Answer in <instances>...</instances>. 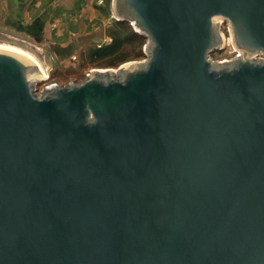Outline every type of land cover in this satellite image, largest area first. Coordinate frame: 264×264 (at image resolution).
<instances>
[{"label": "water", "instance_id": "obj_1", "mask_svg": "<svg viewBox=\"0 0 264 264\" xmlns=\"http://www.w3.org/2000/svg\"><path fill=\"white\" fill-rule=\"evenodd\" d=\"M114 8L144 68L38 98L0 50V264H264V0ZM219 18L243 58L209 60Z\"/></svg>", "mask_w": 264, "mask_h": 264}, {"label": "rangeland", "instance_id": "obj_2", "mask_svg": "<svg viewBox=\"0 0 264 264\" xmlns=\"http://www.w3.org/2000/svg\"><path fill=\"white\" fill-rule=\"evenodd\" d=\"M104 2V3H103ZM103 4V5H102ZM104 6V12L106 17H111L110 21V37L99 44L98 46L88 47V49L83 50L81 55H77V59L64 60L51 55H46L45 41L36 39L29 33L31 27L26 25L22 27L12 26L7 21H2L0 23V45L12 46L18 48L22 51H27L34 57H36L41 65L47 69L49 72V77L41 81V77L38 76L40 82H33V90L38 98L43 97L46 92V88L56 85V86H67L69 84H81L85 82L89 76H94L96 72H104L107 70H115L122 66L128 64L139 63L144 68L146 63L149 61V50L152 48L153 42L149 38H145L138 34L134 24H127L118 26V22L121 20L120 17L116 15L114 8V0H103L100 4ZM119 19V20H116ZM123 21V20H122ZM220 29L219 32L224 37L225 46L222 50H215L210 56L211 60L214 62H220L224 59H229L231 57L229 52V43H231V33L229 32V22L223 21L219 18ZM118 27V28H115ZM137 33V35H134ZM130 37V41L126 38ZM111 39V41H110ZM106 46V50L99 52ZM96 51L102 54L96 55ZM98 53V54H99ZM53 54V55H52ZM54 57V58H53ZM47 58V59H46ZM261 56L257 59L260 60ZM122 72L116 75L115 79L122 78ZM103 78H106L105 76Z\"/></svg>", "mask_w": 264, "mask_h": 264}, {"label": "crops", "instance_id": "obj_3", "mask_svg": "<svg viewBox=\"0 0 264 264\" xmlns=\"http://www.w3.org/2000/svg\"><path fill=\"white\" fill-rule=\"evenodd\" d=\"M101 1L0 0V23L6 19L12 26L31 27L35 40L47 44V56L53 52L56 58L77 59L110 37L111 17H106Z\"/></svg>", "mask_w": 264, "mask_h": 264}, {"label": "bare ground", "instance_id": "obj_4", "mask_svg": "<svg viewBox=\"0 0 264 264\" xmlns=\"http://www.w3.org/2000/svg\"><path fill=\"white\" fill-rule=\"evenodd\" d=\"M0 50H4V51H16L19 52L21 55H23L24 57H28L31 60H33L34 64L36 65V71L38 72V76H40L41 78L47 79L49 77V72L47 71V69H45L41 63L39 62V60L34 57L33 55H31L30 53H28L27 51H22L18 48L12 47V46H5V45H0ZM54 86V85H53Z\"/></svg>", "mask_w": 264, "mask_h": 264}, {"label": "built area", "instance_id": "obj_5", "mask_svg": "<svg viewBox=\"0 0 264 264\" xmlns=\"http://www.w3.org/2000/svg\"><path fill=\"white\" fill-rule=\"evenodd\" d=\"M116 20H119V19H116ZM229 32L231 33V26H230V24H229ZM110 41H111V39H110ZM224 48H225V46L220 47L219 50L220 49L223 50ZM228 48H229L228 50L230 52L231 57L229 59H224V60L220 61L219 63H225V62L233 61V60H235L237 58H243L244 57V54L242 52H239L235 48L234 41H233V36L231 38V43H229V47ZM260 56H261L262 59H264V56L260 54V55H257V56L254 57V58H256V61H259L257 58L260 57ZM209 60L211 62H214V61L211 60V58H209Z\"/></svg>", "mask_w": 264, "mask_h": 264}, {"label": "trees", "instance_id": "obj_6", "mask_svg": "<svg viewBox=\"0 0 264 264\" xmlns=\"http://www.w3.org/2000/svg\"><path fill=\"white\" fill-rule=\"evenodd\" d=\"M118 26L120 25V26H122V25H127V24H129L127 21H122V20H120L118 23ZM117 28V27H116ZM139 34V33H138ZM134 35H137V33H135ZM141 35V34H140ZM137 36H139V35H137ZM141 36H143V35H141ZM143 37H145V36H143ZM146 38V37H145ZM126 40L127 41H130L131 39H130V37L129 38H126ZM106 50V46L104 47V48H102V50H98L99 52H101V51H103V54H104V50ZM99 52H97L96 51V55H100V56H102V54H100ZM99 53V54H98Z\"/></svg>", "mask_w": 264, "mask_h": 264}]
</instances>
